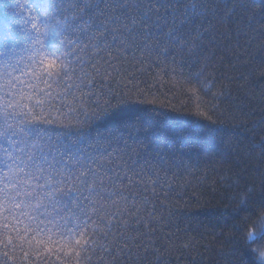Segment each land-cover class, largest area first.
<instances>
[{"label":"snow or ice","instance_id":"6c2138e0","mask_svg":"<svg viewBox=\"0 0 264 264\" xmlns=\"http://www.w3.org/2000/svg\"><path fill=\"white\" fill-rule=\"evenodd\" d=\"M15 3L22 26L0 38V264H123L141 248L145 257H155L154 264H167L154 237L166 210L160 193L167 179L161 172L173 162L161 156L159 166L150 160L141 164L122 134L132 117L118 116V126L102 133L90 123L99 118L100 105L89 102L98 84L111 91L112 83L131 82L161 64L177 85L189 83L184 68L209 31L224 35L218 25L244 37L229 64L237 75L228 79L243 81L251 93L253 78L264 77V5L254 0ZM215 83V77L206 78L187 90L231 98L229 85L213 91ZM197 114L217 124L211 115ZM143 124L148 130L161 127ZM260 148L264 151V143Z\"/></svg>","mask_w":264,"mask_h":264},{"label":"trees","instance_id":"16d2710c","mask_svg":"<svg viewBox=\"0 0 264 264\" xmlns=\"http://www.w3.org/2000/svg\"><path fill=\"white\" fill-rule=\"evenodd\" d=\"M15 2L0 0V38L22 26L21 16L15 14ZM254 3L264 5V0ZM217 27L224 35L209 31L185 66L189 83L177 85L174 77L162 71L165 65L161 64L138 73L131 82L112 83L111 91L98 84L89 102L100 105L95 108L99 118L90 123L102 133L118 126V116L132 117V124L123 127L122 134L134 159L138 155L141 164L145 160L157 164L163 156L173 162L164 166L169 169L167 173L161 172L167 179L160 193L166 210L154 237L167 264H257L252 246L244 241V232L264 212V151L260 148L264 143V77L257 74L253 78L251 93L243 81L233 79L229 83L228 77L237 75L229 64L235 59L237 41L243 45L244 37L235 29L225 32ZM201 72L198 81L196 74ZM213 77V91L227 84L231 98L200 92L194 95L187 90ZM106 100L110 106L105 105ZM103 107H107L106 112ZM201 111L217 124L199 116ZM144 121L161 127L148 130ZM50 131L55 134L62 130ZM245 194L246 204L239 206ZM154 261V256L143 255V248L123 258V264Z\"/></svg>","mask_w":264,"mask_h":264},{"label":"clouds","instance_id":"9594fccd","mask_svg":"<svg viewBox=\"0 0 264 264\" xmlns=\"http://www.w3.org/2000/svg\"><path fill=\"white\" fill-rule=\"evenodd\" d=\"M247 194L241 197L239 206H245ZM244 241L251 245V250L255 254L257 264H264V244H259V241H264V212H261L255 221H253L244 232Z\"/></svg>","mask_w":264,"mask_h":264}]
</instances>
